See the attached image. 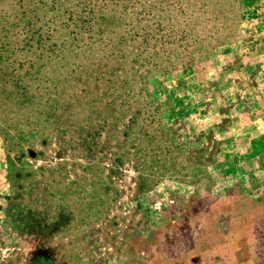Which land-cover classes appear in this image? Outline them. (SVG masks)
Instances as JSON below:
<instances>
[{
  "label": "rangeland",
  "instance_id": "rangeland-1",
  "mask_svg": "<svg viewBox=\"0 0 264 264\" xmlns=\"http://www.w3.org/2000/svg\"><path fill=\"white\" fill-rule=\"evenodd\" d=\"M0 264H264V0H0Z\"/></svg>",
  "mask_w": 264,
  "mask_h": 264
}]
</instances>
